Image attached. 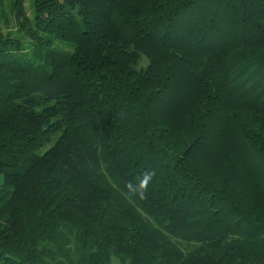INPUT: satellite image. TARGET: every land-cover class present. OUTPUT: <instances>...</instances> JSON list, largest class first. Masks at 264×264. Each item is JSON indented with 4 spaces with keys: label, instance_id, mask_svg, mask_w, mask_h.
Segmentation results:
<instances>
[{
    "label": "trees",
    "instance_id": "trees-1",
    "mask_svg": "<svg viewBox=\"0 0 264 264\" xmlns=\"http://www.w3.org/2000/svg\"><path fill=\"white\" fill-rule=\"evenodd\" d=\"M13 5L0 264H264V0Z\"/></svg>",
    "mask_w": 264,
    "mask_h": 264
},
{
    "label": "rangeland",
    "instance_id": "rangeland-1",
    "mask_svg": "<svg viewBox=\"0 0 264 264\" xmlns=\"http://www.w3.org/2000/svg\"><path fill=\"white\" fill-rule=\"evenodd\" d=\"M33 1L34 0H23V8L25 9L27 17L33 18ZM14 0H0V32L3 35L10 34L11 37L15 38L18 36L16 31L17 21L15 18L14 11ZM3 183V174L0 173V187ZM180 246L181 244H177ZM109 264H120V260L117 256L112 255Z\"/></svg>",
    "mask_w": 264,
    "mask_h": 264
},
{
    "label": "clouds",
    "instance_id": "clouds-1",
    "mask_svg": "<svg viewBox=\"0 0 264 264\" xmlns=\"http://www.w3.org/2000/svg\"><path fill=\"white\" fill-rule=\"evenodd\" d=\"M143 183H145V184L147 183V178H145V181Z\"/></svg>",
    "mask_w": 264,
    "mask_h": 264
}]
</instances>
